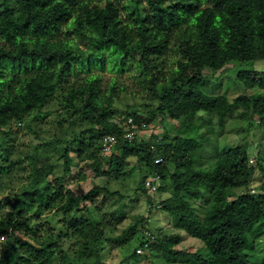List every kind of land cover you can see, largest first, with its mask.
Here are the masks:
<instances>
[{
  "label": "trees",
  "instance_id": "1",
  "mask_svg": "<svg viewBox=\"0 0 264 264\" xmlns=\"http://www.w3.org/2000/svg\"><path fill=\"white\" fill-rule=\"evenodd\" d=\"M95 50L113 57L105 88L89 70ZM257 62H264V0H0V187L8 188L16 167L28 170L0 198V264H106L104 251L120 248H133L128 258L135 261L161 264H264V150L252 166L247 146L218 153L213 144L209 161L202 151L208 129L198 124L223 127L240 107L239 116L257 115L264 141V92L257 90L264 68L256 70ZM228 65L240 93H207L211 75ZM124 71L134 88L120 82ZM129 94L154 106H130L110 122L114 102ZM49 114L54 129L46 127ZM158 116L162 123L187 118L188 133L172 134L163 123L167 132L153 136L159 144L122 137L128 117L140 131ZM20 130L31 135V151L14 143ZM108 134L118 143L102 156L99 142ZM156 156L162 161L154 164ZM130 158L142 175L168 178L171 194L109 228L99 214L118 193L99 185L76 193L65 177L72 165L82 176L85 164L93 177L126 176ZM155 213L178 233L154 231ZM186 237L195 248H175Z\"/></svg>",
  "mask_w": 264,
  "mask_h": 264
},
{
  "label": "rangeland",
  "instance_id": "2",
  "mask_svg": "<svg viewBox=\"0 0 264 264\" xmlns=\"http://www.w3.org/2000/svg\"><path fill=\"white\" fill-rule=\"evenodd\" d=\"M91 53L92 54L89 55L90 73L102 76L101 88H105L108 85L110 76L113 74L114 69L111 67L113 57L110 53L101 50H95L97 56L93 54V51ZM100 61H102V65H98ZM76 62L80 63L81 61ZM73 66L75 67L76 64ZM253 66L256 70H258L260 66L264 68V62H257ZM225 68L226 70L224 73L217 72L211 75L213 76L212 81L215 83L213 84L210 82L205 88V91L207 93L213 94H225L229 99H232L238 95L241 90L234 86L233 80L230 79L229 72H231L233 67L228 65ZM79 73L81 74H79L78 77L82 76L85 72L82 71ZM127 74L128 71H124L118 76L122 78L120 79V82H124L126 86L134 88V85L132 84L133 80L127 77ZM257 90L264 92V88L262 87L257 88ZM130 106L137 108L140 111H144L150 107H153L154 104L147 101L144 96H137V94L135 96L133 94H129L127 97L120 96V98L115 101L111 107L113 119H110V122H119L122 120V118L128 113V108H130ZM239 112H241L240 107L236 108V110L225 119L223 127H218L213 120L211 122L205 119L203 122L198 123L199 125L205 127V129H208L205 139L202 141V147L204 149L202 150L203 155L207 157L213 154V144L218 145V153H222L223 149L226 148L244 145L248 147L250 153L249 159L253 161L252 163H248L252 166H255L257 162L255 153H257L259 150H264V141H260L259 139V137L262 135V127L258 126L259 119L257 115L252 114L242 117L239 116ZM45 122L46 127L54 129L55 126L51 114L46 116ZM163 123H167V126H170L171 129L169 132L171 131L172 134H175L179 131H186L188 133L187 118L180 120L179 122L174 120H169L166 122L165 119V122ZM163 123L160 116H158L151 123L145 127L143 126V128L140 129V137L145 139L147 138L146 141H150V143L155 142V138H153L154 135H158V133H161L162 135L164 132H167L164 131L165 129ZM209 128H211V130H209ZM30 137L31 135L29 133L25 132L24 130H20L18 131V136L14 143L19 145L22 149L26 148L27 150L31 151L32 144L29 140ZM206 137H208V139H206ZM213 156L208 158L209 161L212 160ZM22 166L27 167V164L23 162ZM86 166V164L82 165L83 170H80V172L83 173V175L81 176L77 175L78 167L72 165V173L66 175L65 179L68 182L69 187L76 193L85 192L94 185L104 186L110 192L118 193L114 196H111L108 201L104 202L105 205L103 204L101 214H99V216L102 218V223L109 228L117 227L120 229L122 226L129 223L132 215L137 214L142 216L146 214L148 211L147 201H154L153 205H157V201L168 197L171 194L172 185L168 178H166V180L163 182L159 181L156 189L151 192V195L148 194V190L144 187L143 193L139 189L142 186L141 182H143L145 176H149L150 174L145 171L146 173L144 172V174L146 175L143 176L144 174L142 175V169H139V165L134 158L129 159L128 170L129 172L131 171L129 175L112 177L108 180L106 179L107 177H93L91 173L86 171ZM17 168L19 167H16V169L12 172L13 177L9 182L8 188L5 189L0 187V198H3V200L8 189L15 188L19 186L22 181L26 180V174L28 170ZM57 169L60 170L61 168ZM260 179L261 176L257 171H255L253 180L260 181ZM100 198L101 197L99 196L96 197V199ZM154 215V224L152 223L150 225L152 229H160L161 236H173L178 233L172 227L171 222L168 220L166 215L161 213H155ZM115 216H119V218H122V220L118 223L115 222ZM46 217L48 218V216ZM179 234L181 235V232ZM130 244V247H133V242H130ZM174 246L178 249L193 250L196 246V242L186 237L181 243ZM132 249L133 248H120L116 250H105L103 253V258L106 260V264H161V260L157 259L156 257H149L146 260L141 261H135L134 259L128 258Z\"/></svg>",
  "mask_w": 264,
  "mask_h": 264
},
{
  "label": "built area",
  "instance_id": "3",
  "mask_svg": "<svg viewBox=\"0 0 264 264\" xmlns=\"http://www.w3.org/2000/svg\"><path fill=\"white\" fill-rule=\"evenodd\" d=\"M124 127V132L122 134V137L124 139H126L127 142L132 141L135 137H137L139 135V129L138 126L135 125L132 121V118L128 117L125 124L123 125ZM159 140H161L160 137H158L157 139H155L156 144H159ZM118 143V139L116 136L108 134L105 135L101 138L100 142H99V148H100V154L102 156H107L110 154L112 148ZM152 147L154 148V145H152ZM151 147V148H152ZM162 161V158L160 156H156L154 158V164L160 163ZM249 163H252L253 161L251 159L248 160ZM160 181V178L157 174H150L149 176H145L143 179V187L145 189H147L148 194L151 195V192H153L158 183ZM158 205H156L157 207ZM146 236L148 238H152L151 234H149V232H145ZM150 241L146 240L144 242V244L142 245V247H137L135 249V252L137 254H142L149 246Z\"/></svg>",
  "mask_w": 264,
  "mask_h": 264
}]
</instances>
